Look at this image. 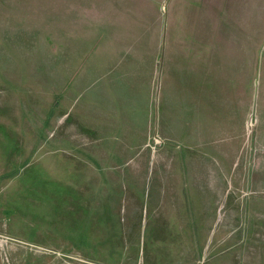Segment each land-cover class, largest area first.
I'll return each instance as SVG.
<instances>
[{
	"label": "rangeland",
	"instance_id": "rangeland-1",
	"mask_svg": "<svg viewBox=\"0 0 264 264\" xmlns=\"http://www.w3.org/2000/svg\"><path fill=\"white\" fill-rule=\"evenodd\" d=\"M74 1L0 0V264H264V0H224L217 32L196 15L186 31L170 25L175 43L165 22L155 132L94 134L112 186L101 164L76 157L96 122L74 86L94 58ZM183 33L232 60L222 81L207 78L215 103L193 126ZM163 67L181 91L175 113L164 109Z\"/></svg>",
	"mask_w": 264,
	"mask_h": 264
},
{
	"label": "crops",
	"instance_id": "crops-1",
	"mask_svg": "<svg viewBox=\"0 0 264 264\" xmlns=\"http://www.w3.org/2000/svg\"><path fill=\"white\" fill-rule=\"evenodd\" d=\"M72 5L84 8L83 12L87 14V19L84 20L87 32V54L94 55L93 62L83 70L85 71L81 76L83 82H74V86H77L80 93L88 92L87 105L82 106L80 112L83 116L86 115L87 119L96 122L89 123L91 132L88 135L83 128L77 126V123L82 124L80 118L79 121H75L79 133L91 137L88 143L76 142L81 144L83 149L80 152L84 153L76 157L87 158L88 166H92L91 163L95 164V161L101 164V167H98L99 172L96 166L97 170L95 167L94 169L102 181L107 179L104 183L110 182L112 186L110 180L112 174H106L107 169H105L108 163L101 161L107 148L99 146L94 134L98 129L101 133H106L108 128L114 126L123 128L126 136H141L143 141V135L155 132L157 102L155 91H159L160 63L162 53L164 54L165 36L167 35L166 38L175 43L174 31L178 24L183 23L186 31V27L191 25L193 15L197 16L205 28L212 26L217 32L221 27L224 0H76ZM165 22L169 32L166 35ZM205 23L207 25H204ZM170 25L176 28L170 31ZM183 36L184 44L177 48L179 55L183 56L179 61L184 63V77L188 78L182 90L183 111L186 113L184 117L190 121L189 125L193 126V119H200L203 116L207 111L208 103H215V99H209L207 95V78L212 76L222 81L225 71L231 68L232 60L225 62L223 48L214 51L216 53L210 54L209 57L208 50L201 49L196 42L187 43L184 33ZM201 41L203 45L204 40ZM189 44L195 46L189 48L187 47ZM84 52L81 50L79 54ZM171 52L175 55V50L172 49H169L166 55H173ZM171 61L173 58L169 59V62ZM208 65H212L211 69ZM82 69L79 71L78 79ZM171 69L175 70L172 67ZM167 70L168 72L165 69V74L169 83H167L166 101H163L164 109L169 112L173 110L175 113L179 111L176 108L178 102L176 100L181 91L170 76V69ZM208 70L212 72L210 75ZM33 83L36 85L37 82ZM38 96L41 105L45 104L42 95ZM255 102L254 99L253 110ZM170 116L171 114L167 118H171ZM113 120L119 122L113 124ZM125 145L127 147L120 151L130 149V145ZM86 167L83 165L84 170ZM119 179L115 180V183ZM110 186L108 189L111 188ZM128 187L126 186L124 191L126 195L123 194L124 192L121 193L126 198L130 193ZM100 189L101 187H96V190ZM137 196L138 193L135 192L136 199Z\"/></svg>",
	"mask_w": 264,
	"mask_h": 264
},
{
	"label": "water",
	"instance_id": "water-1",
	"mask_svg": "<svg viewBox=\"0 0 264 264\" xmlns=\"http://www.w3.org/2000/svg\"><path fill=\"white\" fill-rule=\"evenodd\" d=\"M252 119L255 120V107H254V110H253Z\"/></svg>",
	"mask_w": 264,
	"mask_h": 264
}]
</instances>
